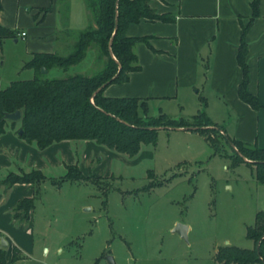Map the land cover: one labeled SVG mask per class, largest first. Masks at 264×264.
Returning a JSON list of instances; mask_svg holds the SVG:
<instances>
[{"label":"crops","instance_id":"0c3cea01","mask_svg":"<svg viewBox=\"0 0 264 264\" xmlns=\"http://www.w3.org/2000/svg\"><path fill=\"white\" fill-rule=\"evenodd\" d=\"M251 1L150 0V7L169 19H143L126 27L127 36L146 38L134 46L140 69L131 71L126 82L107 85L103 94L136 97L144 101L147 108L150 104L160 105L155 115L163 113L185 120L200 111L199 97L202 96L207 115L211 116L210 101L218 104L217 109L222 113L218 122L208 117L222 126L229 137L264 148V0H260L258 16L245 34L249 70L247 90L258 98L261 107L253 109L238 96L242 69L237 52L242 27L252 16ZM90 24L91 17L84 0H0V25L15 34L2 42L16 45L21 41L29 57L34 53L67 55L78 32ZM21 32L24 36L19 35ZM101 66L96 49L91 48L70 68L72 74L90 75ZM18 126L19 123L15 127L8 125L0 134V239L4 238L8 243L6 248L1 245L0 248L5 250L8 264L14 247L23 257L13 264H66L50 259L51 251L63 252L58 238L48 233L58 221L59 203L55 196L47 203L46 188L44 192L41 188L49 182L55 192L61 189L63 182L72 180L59 183L66 173L58 179L51 173L67 170L66 166L77 163L84 176L108 178L114 175L90 174L95 160L103 161L100 155L108 156V160L116 157L135 164L141 153L128 161L93 140H62L39 149L19 137ZM170 130L204 137L195 130ZM31 170L41 171L46 179L38 185L17 182L8 186L4 182L9 172L20 174ZM25 198H32L33 206L28 211V218L21 220L14 212L18 202ZM100 258L95 264H100ZM73 261V264H83L76 257Z\"/></svg>","mask_w":264,"mask_h":264},{"label":"rangeland","instance_id":"374dc122","mask_svg":"<svg viewBox=\"0 0 264 264\" xmlns=\"http://www.w3.org/2000/svg\"><path fill=\"white\" fill-rule=\"evenodd\" d=\"M20 42L0 45L1 89L34 76L32 69L23 67L31 57ZM72 73V68L64 73L52 67L41 69L40 76ZM212 101L208 115L218 122L222 113ZM159 108L150 104L146 114L153 116ZM200 111L208 113L205 106ZM218 147L217 153L199 134L159 127L156 143L142 144L135 164L100 155L103 161L95 160L89 169L90 174L114 176L65 181L55 192L47 182L41 188H46L47 203L54 196L59 203L58 221L48 233L63 249L51 251L50 259L73 264L76 257L83 264H95L101 257L100 264H110V256L114 264H223L215 257L220 247L251 249L246 229L256 213L264 211V183L245 163L232 165L225 157L232 155L231 148L223 139ZM111 151L128 161L136 157ZM66 171L51 174L58 179ZM179 222L190 226L187 240L173 232Z\"/></svg>","mask_w":264,"mask_h":264},{"label":"trees","instance_id":"16d2710c","mask_svg":"<svg viewBox=\"0 0 264 264\" xmlns=\"http://www.w3.org/2000/svg\"><path fill=\"white\" fill-rule=\"evenodd\" d=\"M84 1L91 24L78 32L71 51L65 56L34 53L23 65L34 71L33 78L14 80L6 88H0V134L8 125L15 127L19 123L16 130L17 134L22 130L19 137L39 149L62 140H93L117 153L135 157L142 144L156 143L159 127L189 130L194 126L195 131L204 135L217 153L220 139H223L230 146L232 155H221L230 158L233 166L239 162L245 163L252 168L255 179L264 183V148L229 137L223 127L213 123L203 111H199L190 120L169 117L163 113L149 116L146 114L145 102L136 97H108L103 94L107 85L126 82L131 71L140 69L134 46L146 41V38L127 36L126 27L143 19L165 21L169 17L157 14L150 7V0ZM259 2L252 0L250 3L252 16L248 24L242 27L237 52V61L242 69L238 96L253 109H259L261 105L258 98L247 90L249 70L245 34L253 19L258 16ZM10 37H15L13 31L0 25V45L5 38ZM91 48L96 49L102 61V66L92 74L75 73L49 79L40 76L42 68L48 71L52 67H59L67 71L79 63ZM199 99L201 106H205L204 97L200 96ZM17 110L21 113L18 121L3 119L5 112ZM66 169L59 183L63 180L91 181L93 178L84 176L77 163L66 166ZM45 179L41 171L31 170L20 174L9 172L4 182L8 186L17 182L38 185ZM32 206V198L20 200L14 216L21 220L27 219ZM246 235L253 242L251 249L220 247L215 254L216 259L223 264H264V211L256 213L253 225L247 226ZM22 257L20 250L14 247L10 264ZM0 264H8L3 248H0Z\"/></svg>","mask_w":264,"mask_h":264},{"label":"water","instance_id":"95a60500","mask_svg":"<svg viewBox=\"0 0 264 264\" xmlns=\"http://www.w3.org/2000/svg\"><path fill=\"white\" fill-rule=\"evenodd\" d=\"M115 29H116V25H115ZM42 71L47 72V70L45 68H42ZM20 117H21V113L19 110L11 112V113L5 112L3 114V119L10 120V121H18L20 119ZM168 129H170V128H168ZM177 129H183V128H177ZM21 133H22V130L20 129L18 131V134H21ZM230 145H232V144L230 143ZM173 232L178 233L182 238L187 240L188 226L184 223L179 222L174 227ZM0 245H1V247L6 248L8 246V243L5 241L4 238H1L0 239ZM107 259H108L110 264H114V260L112 257L109 256V257H107Z\"/></svg>","mask_w":264,"mask_h":264},{"label":"built area","instance_id":"2783aa9c","mask_svg":"<svg viewBox=\"0 0 264 264\" xmlns=\"http://www.w3.org/2000/svg\"><path fill=\"white\" fill-rule=\"evenodd\" d=\"M24 34H25L24 32H21L19 35L24 36Z\"/></svg>","mask_w":264,"mask_h":264}]
</instances>
